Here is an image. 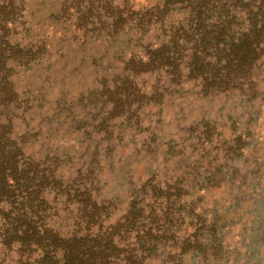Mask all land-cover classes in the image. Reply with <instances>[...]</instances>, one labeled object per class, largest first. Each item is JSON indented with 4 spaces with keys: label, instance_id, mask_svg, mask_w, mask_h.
I'll list each match as a JSON object with an SVG mask.
<instances>
[{
    "label": "rangeland",
    "instance_id": "obj_1",
    "mask_svg": "<svg viewBox=\"0 0 264 264\" xmlns=\"http://www.w3.org/2000/svg\"><path fill=\"white\" fill-rule=\"evenodd\" d=\"M154 1L115 2L137 11ZM34 2L9 15V40L31 56L8 62L18 98L0 107V123L10 122L26 158L61 182L44 192L37 211L43 225L61 236L83 229L68 191L88 189L107 206L105 227L139 197L145 216L169 221L173 238L146 253V264H264V56L252 81L229 92L204 95L183 68L177 81L164 71L131 78L135 89L119 103L110 93L127 75L126 61L138 46L166 39L182 15L173 11L164 27L143 33L127 29L116 43L95 42L96 34L52 22L49 7ZM223 3L229 0H211ZM149 222L142 221L146 228ZM195 233L209 240L207 261L180 252V242ZM38 256L0 244V264H35Z\"/></svg>",
    "mask_w": 264,
    "mask_h": 264
},
{
    "label": "trees",
    "instance_id": "obj_2",
    "mask_svg": "<svg viewBox=\"0 0 264 264\" xmlns=\"http://www.w3.org/2000/svg\"><path fill=\"white\" fill-rule=\"evenodd\" d=\"M26 1H35L38 8L48 6L50 20L68 24L74 33L96 34L95 42L116 43L126 38L127 29L143 33L150 25L164 27L173 11L182 15L180 26L165 35L166 39L138 46L139 53L126 61L127 75L120 82L114 81L117 84L110 93L119 103L122 95L135 89L131 78L164 71L177 81L183 68L188 70L187 79L202 83L204 95L229 92L241 81H252L264 56V0H229L220 7L211 5V0H155L137 11L127 4L117 5L116 0H0V107L4 109L18 98L8 62L31 56V51L8 38L12 24L9 15L18 12ZM240 13L244 19H239ZM60 185L52 172L26 158L22 143L12 135L10 122L0 123L1 245L38 250L35 264H146V253L158 243L173 239L169 221L155 213L145 216L144 199L139 197L130 202L122 218L105 227L108 208L88 189L75 194L68 191L84 227L61 236L44 226L37 212L45 203L44 192ZM146 220L150 221L148 228L142 223ZM199 237L195 233L183 239L181 254L199 252L206 260L209 240L202 242Z\"/></svg>",
    "mask_w": 264,
    "mask_h": 264
}]
</instances>
